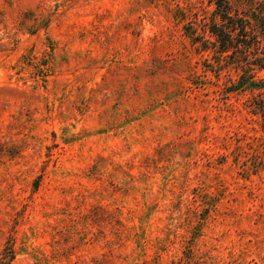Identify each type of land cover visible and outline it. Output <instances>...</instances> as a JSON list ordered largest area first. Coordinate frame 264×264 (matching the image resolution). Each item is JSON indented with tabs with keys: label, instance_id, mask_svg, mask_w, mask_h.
Returning a JSON list of instances; mask_svg holds the SVG:
<instances>
[{
	"label": "rangeland",
	"instance_id": "obj_1",
	"mask_svg": "<svg viewBox=\"0 0 264 264\" xmlns=\"http://www.w3.org/2000/svg\"><path fill=\"white\" fill-rule=\"evenodd\" d=\"M217 1L0 0V263L264 264V0L224 52Z\"/></svg>",
	"mask_w": 264,
	"mask_h": 264
},
{
	"label": "trees",
	"instance_id": "obj_2",
	"mask_svg": "<svg viewBox=\"0 0 264 264\" xmlns=\"http://www.w3.org/2000/svg\"><path fill=\"white\" fill-rule=\"evenodd\" d=\"M216 10L213 13L214 18H219L221 24L212 23L210 33L213 34L217 42L219 43V49L221 52H224L228 48V44L232 40V33L236 30L239 31V34L246 35L248 32L246 31V25L244 24L246 20H242L243 18L237 17L235 14V18L232 17L230 13V8H228V4L222 0L217 1ZM259 24L261 25V29L264 31V19L260 17L258 19ZM252 40L255 39L253 36ZM208 41H204L206 43ZM260 69L264 68V65L259 67ZM250 70H246L239 78V81L234 86V90L245 91V90H261L264 91V81L256 82L253 79V74L250 73ZM4 264V263H0Z\"/></svg>",
	"mask_w": 264,
	"mask_h": 264
}]
</instances>
